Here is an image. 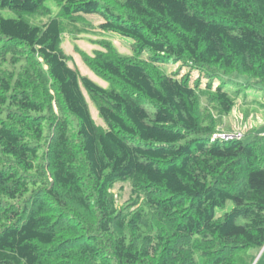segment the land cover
Listing matches in <instances>:
<instances>
[{
	"label": "trees",
	"instance_id": "1",
	"mask_svg": "<svg viewBox=\"0 0 264 264\" xmlns=\"http://www.w3.org/2000/svg\"><path fill=\"white\" fill-rule=\"evenodd\" d=\"M47 1L58 16L32 22ZM88 15L97 35L132 40V56L105 39L78 50L108 89L61 47L65 32L95 33ZM249 85L264 89V0H0V264H254L264 135L212 140ZM252 103L246 116L264 109Z\"/></svg>",
	"mask_w": 264,
	"mask_h": 264
},
{
	"label": "rangeland",
	"instance_id": "2",
	"mask_svg": "<svg viewBox=\"0 0 264 264\" xmlns=\"http://www.w3.org/2000/svg\"><path fill=\"white\" fill-rule=\"evenodd\" d=\"M46 6L51 8V13L47 17L33 18L32 22H45L50 18H56L58 16L59 9L55 6L53 1H47L45 3ZM4 16L13 17L12 13L5 12ZM86 23L90 24L88 27L84 28L90 30V34H80L78 37H74L69 33L65 32L62 38L61 47L64 53L70 58L69 65L79 72V74L83 77L89 78L98 86L108 89L110 88L109 82L97 76L93 71H91L83 62L82 55L78 52L82 51L87 55H92L95 50H99V46L97 45V41L99 39H105L110 41L117 48L118 52L122 55L132 56V40L121 37L115 33H103L98 34L97 32L98 25L101 23V18L98 15H88L84 16ZM140 58L144 61H147L149 58V53H143ZM159 68L167 75H176L178 79L183 76H189L191 85L194 86L196 82L200 83V88H203L206 84V79L203 74L194 69L185 67L178 62H169L165 65L159 66ZM235 76L231 77L234 78ZM239 82H244L241 79L237 78ZM218 85V82L214 83V88ZM247 85V84H246ZM243 86V85H241ZM251 85L246 87V100L242 99L243 95L237 99L236 106L233 109L232 113L223 119L222 123L218 125L215 131V140L218 136L222 138H217L223 141H226L228 136H240L236 137L237 140L244 139L245 142H248L250 137L253 134L264 135V109L257 110L255 113L252 112L249 115H245V112L251 111L252 102L257 101L260 104L264 105V89L260 88H250ZM92 120L94 123L100 128H105L104 122L99 117L98 112L86 93L83 91ZM244 94V93H242ZM251 135V136H250ZM247 136V137H245ZM112 193L116 198V203L118 207H121L130 197V185L128 183H119L113 188ZM232 204L229 202L226 204L224 209H216L215 216L220 217L224 213H227L231 210ZM258 262L256 264H264V253L258 257Z\"/></svg>",
	"mask_w": 264,
	"mask_h": 264
},
{
	"label": "built area",
	"instance_id": "3",
	"mask_svg": "<svg viewBox=\"0 0 264 264\" xmlns=\"http://www.w3.org/2000/svg\"><path fill=\"white\" fill-rule=\"evenodd\" d=\"M236 137H240V136H236ZM236 137H234V136H228L227 138H226V141H228V140H231V139H235ZM215 138V137H214ZM217 138H222L221 136H218Z\"/></svg>",
	"mask_w": 264,
	"mask_h": 264
},
{
	"label": "crops",
	"instance_id": "4",
	"mask_svg": "<svg viewBox=\"0 0 264 264\" xmlns=\"http://www.w3.org/2000/svg\"><path fill=\"white\" fill-rule=\"evenodd\" d=\"M263 251L264 250H260V252L257 254L256 259H255V264H256V262H258V259H259L257 257H260L263 254Z\"/></svg>",
	"mask_w": 264,
	"mask_h": 264
},
{
	"label": "water",
	"instance_id": "5",
	"mask_svg": "<svg viewBox=\"0 0 264 264\" xmlns=\"http://www.w3.org/2000/svg\"><path fill=\"white\" fill-rule=\"evenodd\" d=\"M263 249H264V248H263ZM263 249H262V250H263ZM257 258H258V257H257ZM254 264H255V261H254Z\"/></svg>",
	"mask_w": 264,
	"mask_h": 264
},
{
	"label": "clouds",
	"instance_id": "6",
	"mask_svg": "<svg viewBox=\"0 0 264 264\" xmlns=\"http://www.w3.org/2000/svg\"><path fill=\"white\" fill-rule=\"evenodd\" d=\"M264 250V249H263Z\"/></svg>",
	"mask_w": 264,
	"mask_h": 264
}]
</instances>
